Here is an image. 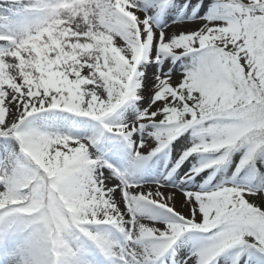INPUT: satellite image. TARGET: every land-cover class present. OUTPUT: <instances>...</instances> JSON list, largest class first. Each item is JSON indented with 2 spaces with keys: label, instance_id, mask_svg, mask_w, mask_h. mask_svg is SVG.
<instances>
[{
  "label": "snow or ice",
  "instance_id": "obj_1",
  "mask_svg": "<svg viewBox=\"0 0 264 264\" xmlns=\"http://www.w3.org/2000/svg\"><path fill=\"white\" fill-rule=\"evenodd\" d=\"M0 264H264V0H0Z\"/></svg>",
  "mask_w": 264,
  "mask_h": 264
},
{
  "label": "rangeland",
  "instance_id": "obj_2",
  "mask_svg": "<svg viewBox=\"0 0 264 264\" xmlns=\"http://www.w3.org/2000/svg\"><path fill=\"white\" fill-rule=\"evenodd\" d=\"M186 136H187V134H185V137H181V139H180V142L181 143H184L185 142V140H186ZM187 163V162H186Z\"/></svg>",
  "mask_w": 264,
  "mask_h": 264
}]
</instances>
